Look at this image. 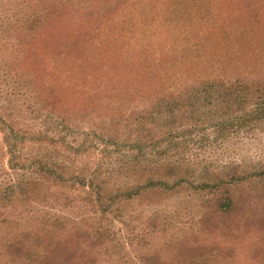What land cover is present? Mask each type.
<instances>
[{
	"label": "rangeland",
	"instance_id": "obj_1",
	"mask_svg": "<svg viewBox=\"0 0 264 264\" xmlns=\"http://www.w3.org/2000/svg\"><path fill=\"white\" fill-rule=\"evenodd\" d=\"M0 121V264H264V0H0Z\"/></svg>",
	"mask_w": 264,
	"mask_h": 264
},
{
	"label": "trees",
	"instance_id": "obj_2",
	"mask_svg": "<svg viewBox=\"0 0 264 264\" xmlns=\"http://www.w3.org/2000/svg\"><path fill=\"white\" fill-rule=\"evenodd\" d=\"M50 106V105H49ZM10 126L5 125L3 122L0 121V131L2 133V146L3 148L6 149V152H8V154L10 155V160L9 163L12 167L13 164L16 166V168L18 167L21 170H30L29 172L33 171V176L31 177V179L33 181L36 182L37 185V180L38 179H43V176L47 175L48 169L50 166H48L47 164H45L43 162V160H38L36 158L32 159V163H37L38 166L34 167V165L31 164V162L28 163H23L22 162V157L19 156L20 154L17 151V145L15 143L14 140V135L13 133L10 132ZM33 167V168H31ZM14 169V168H12ZM2 172V171H1ZM3 175V174H2ZM262 175V173H255L250 175V177H240L239 173H236L235 176H233L232 178H234L235 180L231 181V182H227V186L225 188H220L216 187L213 189V192L211 193V195H219L216 204H219L218 206L215 207L214 211L216 213L219 214H223L225 217H231L235 211L237 206H235V204H250L252 202L253 199H256L257 197L254 196V198L252 199V195L254 194V191H252V189L250 188L251 185L255 184L254 182H252L251 180H253L255 177L260 178V176ZM41 177V178H39ZM0 178H2L0 176ZM11 179H7V184H5L6 186H9L11 184L10 182ZM182 180H178V185L180 184ZM264 181V177L260 178V182ZM23 182L22 184L27 186L30 185V182H26V181H21ZM224 183L222 181H218L213 183V185L217 186V183ZM161 183V182H159ZM158 182H147L145 184H143L142 186H140L139 188L135 189L133 195L129 196V197H139L141 196V194L143 192H145L148 189H153V188H157L160 184ZM164 185H167L166 182H163ZM212 185V186H213ZM14 188H16L15 185L9 186L7 189L5 190H1L0 191V204H6L9 202V194L12 190H14ZM237 188H239L241 190V196L238 197L236 196V192H237ZM255 189H259L260 187H254ZM31 189H34V187H32ZM20 192L23 191V188L19 190ZM11 198V196H10ZM13 200V203L17 200V197H12L11 198ZM11 202V200H10ZM240 211V210H239ZM0 222H7L5 215L3 214L1 216V220ZM80 235V234H79ZM78 235V236H79ZM16 240V239H15ZM14 241V240H13ZM13 241L9 242L12 243ZM86 241H87V236H86ZM88 242V241H87ZM14 244L18 247V250L22 251V252H28V247L25 246L26 248H24V245H22V243L19 241L18 244H16V242H14ZM13 244V245H14ZM11 245V244H10ZM57 246H61L63 248L69 247V242H67L66 244H58ZM71 253H73L72 255H69L68 259L66 260L65 263L63 264H72V262L74 264H80L81 263V255L75 250L69 249L67 250ZM154 258V257H152ZM83 259V258H82ZM46 260L48 261L49 264H60L58 263L59 260H53V259H49L46 258Z\"/></svg>",
	"mask_w": 264,
	"mask_h": 264
}]
</instances>
